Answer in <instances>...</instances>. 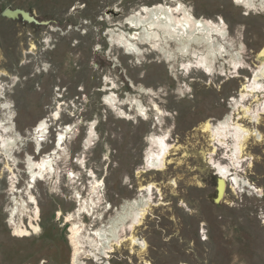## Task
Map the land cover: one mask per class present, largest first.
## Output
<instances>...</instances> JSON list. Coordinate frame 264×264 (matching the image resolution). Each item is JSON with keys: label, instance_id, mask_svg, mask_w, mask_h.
Masks as SVG:
<instances>
[{"label": "rangeland", "instance_id": "obj_1", "mask_svg": "<svg viewBox=\"0 0 264 264\" xmlns=\"http://www.w3.org/2000/svg\"><path fill=\"white\" fill-rule=\"evenodd\" d=\"M161 1L0 0V123L6 122L1 107L7 104L15 132L28 139L40 119L59 115L55 121L49 118V137L39 156L34 155L30 141L24 142L20 153L15 152L16 190H24L27 182L24 156L40 159L51 151L57 130L68 125L72 126L65 140L69 158L59 164L62 174L78 173L73 186L65 176L57 186L35 184L30 193L39 208V231L19 238L8 223L12 198L19 200L23 195L8 191L12 174L1 159L0 264H70L72 248L64 216L76 210V192L82 200L88 199L92 178L102 185L101 207L106 203L112 207L104 215L105 222L125 202L140 199V186L154 185L150 211L134 231L146 244V252L138 256V247L130 250L125 243L99 262L264 264V115L259 116L258 124L239 121L255 130L262 141L250 140L236 173L246 184L235 189L226 184L219 202V181L205 160L211 146L200 130L202 123L216 124L231 113V99L238 97L240 85L260 65L264 8L256 5L248 10L234 0L170 3L182 4L196 18L224 22L228 41L244 67L236 75L228 66L221 70L217 65L216 75L208 76L203 70L183 73L180 63H172L148 47L141 46V55L128 56L110 42V34L117 33L119 26L129 28L126 20L131 14ZM6 11L24 13L27 18L20 14L9 18L4 16ZM263 71L260 79L264 84ZM105 97L114 101L109 105ZM137 105L144 109L145 118L136 112ZM242 105L254 108L256 104L248 98ZM91 127L95 135L87 143ZM166 133L171 147L166 167L147 170L143 165L150 148L146 140ZM222 154L218 149L213 158L226 164ZM80 220L87 229L98 225L83 215ZM22 222L28 227L27 216Z\"/></svg>", "mask_w": 264, "mask_h": 264}, {"label": "bare ground", "instance_id": "obj_2", "mask_svg": "<svg viewBox=\"0 0 264 264\" xmlns=\"http://www.w3.org/2000/svg\"><path fill=\"white\" fill-rule=\"evenodd\" d=\"M173 1L163 0L156 3L153 7H142L141 10L135 11L130 16L128 15L126 22L129 28H123V25L119 26L116 30L117 33L114 35L113 33L110 34L111 39L113 38L110 42L114 43V46L123 49L128 56L141 55V46L148 47L151 52L159 56L162 55V58L164 57V59L166 58L172 63H180L183 73L188 74L193 70H203L206 75L212 76L218 66L221 70L223 66H228L230 71L232 69L238 75L241 72L240 68L242 69L244 64H242L237 50L233 48L232 42L228 41V33L225 30L224 22L222 20L212 21L207 18H196L182 4L170 5ZM233 2L248 10H251L256 5L260 9L264 8V0H234ZM258 58L260 65L252 71V78L246 79L240 85L241 90L238 97L231 99V103H233L231 105V113L216 124L206 121L200 126L201 132L208 136V142L211 146V151L205 158L206 163L215 172V176L219 181L217 202L223 199L226 184L231 189H235V187L243 183L236 173L243 162V158L246 156L245 152L250 140L252 139L257 143L262 141L255 130H251L239 123V121L244 120L249 124H258L260 121L259 116L264 115V84L260 79V72L264 69V46L259 52ZM110 89H113V87ZM248 98H251L252 103L256 104L254 108L242 105ZM261 98L263 101H260ZM105 101L110 105L114 100L111 101L106 98ZM125 102L128 101L126 100ZM1 108L6 112L5 115L7 117L6 122L0 123V161L5 159L4 169L12 174V178L10 177L11 180L9 181L10 190H8L10 194L23 195L22 199L19 197V200L12 198L11 203L13 206L10 209L8 224L15 236L19 238L29 237L32 233L35 234L39 231V227L36 224L39 218V208L37 200L30 193L35 184L37 182H48L57 186L62 176H65L69 186L77 184L78 173L66 172L67 174H62L63 171H61L59 164L68 161L69 157L65 151V140L72 126L68 125L57 130L51 151L40 156V159L34 160V156L29 154L24 156L22 163L25 166L24 172L27 175V182L24 190H16V175H14L13 167L17 165L18 160L14 157L15 152L20 153V147L24 142L30 141L35 149L34 155L39 156L46 138L49 137L50 117L40 119L30 131L28 137L31 139H24L15 132L10 106L4 104ZM136 109L134 110L140 116H144L142 107L137 105ZM58 116L54 115L53 119L50 118V120L55 121ZM123 118L125 117L123 116ZM93 134L95 135L94 128L91 127L87 134V139L85 138L87 143L91 141ZM168 136L166 133L160 136L148 137L149 139L146 141L150 148L146 155L144 154V168L150 171H162L166 167V158H168L171 149L168 145ZM218 149L223 151L222 157L227 162L226 164L214 160L213 157H215ZM79 160L80 158L77 162ZM92 175L88 176V178L91 179ZM89 185L88 199L82 200L79 193L76 192L73 199L77 203V208L72 213L64 216L65 222L69 224L68 239L72 248L70 264H86L83 260L88 259L98 263L100 260L108 258L109 254L122 248L125 243L130 250L138 247L137 254L142 256L146 252L147 246L134 236V231L142 224V221L150 211L154 185L140 186L138 188L139 192H141L140 199L125 202L120 211H116L114 216L110 217L107 222L103 221L104 215L111 211L112 207H106L107 203L104 207H101L103 204L102 185L93 178ZM173 186L175 185L173 184ZM16 212H19L17 213V223L13 220ZM81 215L93 218L98 224L97 227L87 229L86 225L80 220ZM24 216H27L29 220L28 227L22 222V217ZM99 263L103 264V262Z\"/></svg>", "mask_w": 264, "mask_h": 264}, {"label": "water", "instance_id": "obj_3", "mask_svg": "<svg viewBox=\"0 0 264 264\" xmlns=\"http://www.w3.org/2000/svg\"><path fill=\"white\" fill-rule=\"evenodd\" d=\"M19 14L22 15V17L27 18V15L21 12H10V11L4 12V16L9 17V18H14L15 16Z\"/></svg>", "mask_w": 264, "mask_h": 264}, {"label": "flooded vegetation", "instance_id": "obj_4", "mask_svg": "<svg viewBox=\"0 0 264 264\" xmlns=\"http://www.w3.org/2000/svg\"><path fill=\"white\" fill-rule=\"evenodd\" d=\"M33 153V152H32Z\"/></svg>", "mask_w": 264, "mask_h": 264}]
</instances>
